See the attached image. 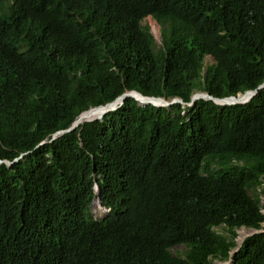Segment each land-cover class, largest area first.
<instances>
[{"label":"trees","instance_id":"trees-1","mask_svg":"<svg viewBox=\"0 0 264 264\" xmlns=\"http://www.w3.org/2000/svg\"><path fill=\"white\" fill-rule=\"evenodd\" d=\"M262 81L264 0H0V264H264V87L49 140Z\"/></svg>","mask_w":264,"mask_h":264},{"label":"water","instance_id":"water-1","mask_svg":"<svg viewBox=\"0 0 264 264\" xmlns=\"http://www.w3.org/2000/svg\"><path fill=\"white\" fill-rule=\"evenodd\" d=\"M259 87H264V81L260 82L259 84H257L255 87L250 88V89H246L242 92H236L235 94H229V95H225V96H213L211 94H209L208 92L204 91V90H197L191 93L189 100L188 101H183L181 98L177 97V96H173L170 98H166L165 96H154V95H144L141 94L140 92H138L135 89H127L122 91L120 94H118L117 96H115L113 99L105 101L104 103H100L97 105H91V106H87L86 108L80 110L75 117L71 120V122L68 124V126L64 127V128H60L57 130H54L51 133V136L49 138V140L55 138L57 135H59L60 133H62L63 131H68L72 128H74L78 123L82 122L83 120H81V117L83 115L84 112H87L88 110H92V109H99L100 111L98 113H95L92 117L84 119V120H88V119H95V118H101V116L107 112L108 110H111L113 108H115L117 105H119L123 98L125 96H130L132 97L137 103L139 104H146V103H151L153 105H167L169 103H172L174 101H179L181 104H190L194 99L198 98V97H202V98H209L211 100H213L216 103H235V102H244L246 101L248 98H250L253 93L256 91L257 88ZM133 92L140 94L141 96H144L146 98H152L157 100V103L151 102V101H145V102H139L136 97L134 96ZM7 163L10 162L6 159H4ZM94 188L96 189V184H94ZM96 198L98 203H100V198L98 196V192H96V196L93 197V199ZM92 199V200H93ZM92 202V201H91ZM248 230H246L244 232L243 236L247 235V234H251L253 232L256 231H263L264 230V226H261L260 228H247ZM238 239V236L236 237L235 241H236V246L232 249L235 250L239 245H240V241L241 239ZM227 261H225V263H227ZM224 263V264H225ZM221 264V263H219Z\"/></svg>","mask_w":264,"mask_h":264},{"label":"rangeland","instance_id":"rangeland-1","mask_svg":"<svg viewBox=\"0 0 264 264\" xmlns=\"http://www.w3.org/2000/svg\"><path fill=\"white\" fill-rule=\"evenodd\" d=\"M143 22H146V23L149 25V28H150V30H151V32H152V35H153V37H154V40H155V42L158 43L159 32H158L157 22H155V21H154L151 17H149V16H145V17L143 18ZM205 61L210 62V61H211L210 56L206 55V56H205ZM260 203H261V204H264V194H261V195H260ZM90 210H91L93 216L98 217V216H101V215L107 210V208H106L104 205H102L101 203H98V204H97V207H94V206H92V202H91V203H90ZM96 210H98V211H96ZM262 211H264V208L262 209ZM262 224H263V223H262ZM246 230H248V229H247V228H239V229H238V234H237V236L240 234L238 239L242 238V235L244 234V232H245ZM237 236H236V237H237ZM235 239H236V238H235ZM183 248H184L183 245L179 244V245H177V246H173V247H171V248H170V251H171L172 253H181L182 250H183ZM219 263L224 264L225 261H217V262H216V264H219Z\"/></svg>","mask_w":264,"mask_h":264},{"label":"bare ground","instance_id":"bare-ground-1","mask_svg":"<svg viewBox=\"0 0 264 264\" xmlns=\"http://www.w3.org/2000/svg\"><path fill=\"white\" fill-rule=\"evenodd\" d=\"M134 96L136 97V99L139 101V102H145V101H151V102H154V103H157V100L155 99H152V98H146L144 96H141L140 94L138 93H135L133 92ZM100 110L99 109H92V110H88L87 112H84L82 117H81V120H84V119H87V118H90L92 117L95 113H98ZM97 202L98 204V201L97 199H95L92 203V206ZM262 226H264V222L262 224ZM240 235V234H239ZM239 235H238V238H239Z\"/></svg>","mask_w":264,"mask_h":264},{"label":"clouds","instance_id":"clouds-1","mask_svg":"<svg viewBox=\"0 0 264 264\" xmlns=\"http://www.w3.org/2000/svg\"><path fill=\"white\" fill-rule=\"evenodd\" d=\"M144 95H146V94H144ZM154 96H159V95H154ZM108 101V100H107ZM100 104V103H99ZM93 105H97V104H93ZM168 105V104H167ZM89 106H91V105H89ZM118 106V105H117ZM102 117V116H101ZM97 119H100V118H97ZM1 161V160H0ZM5 161V160H4Z\"/></svg>","mask_w":264,"mask_h":264}]
</instances>
